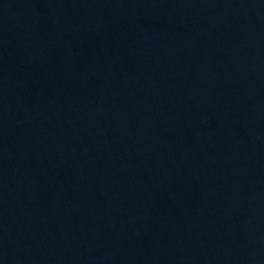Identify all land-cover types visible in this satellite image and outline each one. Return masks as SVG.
I'll use <instances>...</instances> for the list:
<instances>
[{
	"label": "water",
	"instance_id": "1",
	"mask_svg": "<svg viewBox=\"0 0 264 264\" xmlns=\"http://www.w3.org/2000/svg\"><path fill=\"white\" fill-rule=\"evenodd\" d=\"M0 264H264V0H0Z\"/></svg>",
	"mask_w": 264,
	"mask_h": 264
}]
</instances>
